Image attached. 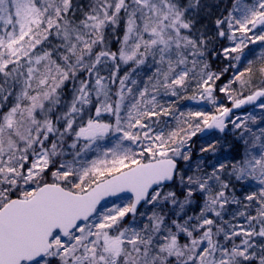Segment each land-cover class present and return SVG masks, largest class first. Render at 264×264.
Returning <instances> with one entry per match:
<instances>
[{"label": "snow or ice", "instance_id": "6c2138e0", "mask_svg": "<svg viewBox=\"0 0 264 264\" xmlns=\"http://www.w3.org/2000/svg\"><path fill=\"white\" fill-rule=\"evenodd\" d=\"M0 264H264V0H0Z\"/></svg>", "mask_w": 264, "mask_h": 264}, {"label": "trees", "instance_id": "16d2710c", "mask_svg": "<svg viewBox=\"0 0 264 264\" xmlns=\"http://www.w3.org/2000/svg\"><path fill=\"white\" fill-rule=\"evenodd\" d=\"M209 2L211 3V0H209ZM205 22H207V21H205ZM185 103L189 104V106H194L193 102H185Z\"/></svg>", "mask_w": 264, "mask_h": 264}, {"label": "rangeland", "instance_id": "374dc122", "mask_svg": "<svg viewBox=\"0 0 264 264\" xmlns=\"http://www.w3.org/2000/svg\"><path fill=\"white\" fill-rule=\"evenodd\" d=\"M116 202H119V198H117V199H114ZM112 201V200H111ZM111 201H108L107 203H111Z\"/></svg>", "mask_w": 264, "mask_h": 264}, {"label": "water", "instance_id": "95a60500", "mask_svg": "<svg viewBox=\"0 0 264 264\" xmlns=\"http://www.w3.org/2000/svg\"><path fill=\"white\" fill-rule=\"evenodd\" d=\"M115 198V197H114ZM111 199V198H110Z\"/></svg>", "mask_w": 264, "mask_h": 264}]
</instances>
